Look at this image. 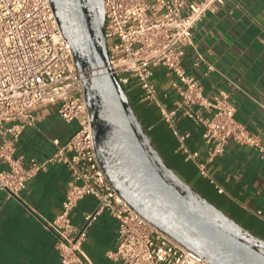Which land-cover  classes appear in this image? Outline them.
<instances>
[{"label":"built area","instance_id":"obj_1","mask_svg":"<svg viewBox=\"0 0 264 264\" xmlns=\"http://www.w3.org/2000/svg\"><path fill=\"white\" fill-rule=\"evenodd\" d=\"M103 3L111 72L127 91L133 81L141 86L143 99L158 106L178 138L179 150L223 192L211 165L230 140L254 146L264 155L259 136L237 118L228 94L209 95L185 67L197 24L225 0H191L188 5L185 0ZM158 66L173 75L171 89L177 98L172 108L155 84ZM47 105H55L65 121L77 120L78 129L65 144L54 139L56 151L46 160L17 155L24 128L35 123L33 111ZM181 117L203 127L204 160L199 151L189 148L190 133L178 127ZM55 164H65L71 173L62 211L46 223L57 236L61 264H92L82 244L103 211L118 219L117 247L107 252L118 264H210L141 215L109 181L95 150L83 78L51 1L0 0V188L18 194ZM86 196L94 197L97 204L78 227L72 220L73 210Z\"/></svg>","mask_w":264,"mask_h":264},{"label":"crops","instance_id":"obj_2","mask_svg":"<svg viewBox=\"0 0 264 264\" xmlns=\"http://www.w3.org/2000/svg\"><path fill=\"white\" fill-rule=\"evenodd\" d=\"M190 1L185 0L187 5ZM184 63L209 95L228 94L236 105L237 118L264 145V0H225L209 11L194 30ZM172 79L166 67L155 68V84L169 108L177 98ZM128 92L155 147L173 170L225 214L264 239V155L254 146L230 140L211 165L212 175L224 189L220 192L179 150L178 138L158 106L143 99L141 86L133 81ZM32 115L35 123L24 128L17 143L16 154L27 159L46 160L56 151L54 139L65 144L78 129V121H65L55 105L38 108ZM178 127L190 133L189 148L199 151L204 160L203 127L188 117H181ZM70 177L65 164H55L18 194L0 188V264H61L57 236L46 223L62 211ZM96 204L92 196L81 199L73 210V223L82 226L85 213ZM117 242L118 219L103 211L88 228L82 249L92 264H118L107 255Z\"/></svg>","mask_w":264,"mask_h":264},{"label":"water","instance_id":"obj_3","mask_svg":"<svg viewBox=\"0 0 264 264\" xmlns=\"http://www.w3.org/2000/svg\"><path fill=\"white\" fill-rule=\"evenodd\" d=\"M81 72L100 163L117 192L210 264H264V239L182 179L155 147L108 67L103 0H50Z\"/></svg>","mask_w":264,"mask_h":264},{"label":"trees","instance_id":"obj_4","mask_svg":"<svg viewBox=\"0 0 264 264\" xmlns=\"http://www.w3.org/2000/svg\"><path fill=\"white\" fill-rule=\"evenodd\" d=\"M128 94H129V92H128Z\"/></svg>","mask_w":264,"mask_h":264}]
</instances>
